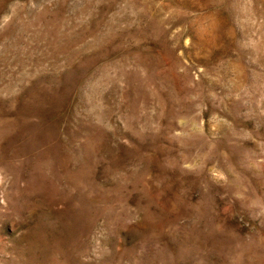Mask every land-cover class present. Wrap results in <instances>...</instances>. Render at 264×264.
I'll use <instances>...</instances> for the list:
<instances>
[{"label":"rangeland","instance_id":"obj_1","mask_svg":"<svg viewBox=\"0 0 264 264\" xmlns=\"http://www.w3.org/2000/svg\"><path fill=\"white\" fill-rule=\"evenodd\" d=\"M0 264H264V0H0Z\"/></svg>","mask_w":264,"mask_h":264}]
</instances>
